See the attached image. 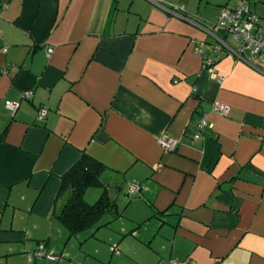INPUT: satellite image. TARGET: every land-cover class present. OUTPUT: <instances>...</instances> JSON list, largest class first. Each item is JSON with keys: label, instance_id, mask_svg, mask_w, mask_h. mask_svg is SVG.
I'll list each match as a JSON object with an SVG mask.
<instances>
[{"label": "crops", "instance_id": "0c3cea01", "mask_svg": "<svg viewBox=\"0 0 264 264\" xmlns=\"http://www.w3.org/2000/svg\"><path fill=\"white\" fill-rule=\"evenodd\" d=\"M239 4L0 0V264H264V67L214 53L221 9ZM248 8L264 26V0ZM83 154L104 166L116 212L70 236L58 192Z\"/></svg>", "mask_w": 264, "mask_h": 264}, {"label": "built area", "instance_id": "2783aa9c", "mask_svg": "<svg viewBox=\"0 0 264 264\" xmlns=\"http://www.w3.org/2000/svg\"><path fill=\"white\" fill-rule=\"evenodd\" d=\"M249 0H241V3L235 8L223 7L215 24L216 28L224 35V37L217 40L218 45L214 46V53L216 57H220L223 53L234 56L236 59L243 61L254 69L262 72L264 67V26L261 25L259 17L256 13L252 12L248 8ZM168 12L176 14L178 11H185L183 7H169ZM202 18L201 15L197 16ZM1 36V31H0ZM7 49H4L6 52ZM53 49L47 50L48 54L53 53ZM194 51L196 54L201 55L204 61V67L213 68L215 59L209 57L206 51V43L196 41ZM7 70H1L0 74H7ZM218 79H221L217 76ZM32 92H27L24 97L30 98ZM19 102L6 101L5 108L15 115L19 108ZM214 112L227 116L230 112L228 106L223 104H216L214 106ZM49 111L46 108H41L38 111V120L43 121L48 117ZM208 123L205 118H201L198 121V134L195 138L202 137V132L208 128ZM158 144L167 152H174L177 149L178 142L168 135H163L158 139ZM139 190L138 186H132L129 190L130 193H135ZM38 258H45L50 261L59 260L58 256L48 253L44 246H40L34 253ZM170 264H178L172 261Z\"/></svg>", "mask_w": 264, "mask_h": 264}, {"label": "trees", "instance_id": "16d2710c", "mask_svg": "<svg viewBox=\"0 0 264 264\" xmlns=\"http://www.w3.org/2000/svg\"><path fill=\"white\" fill-rule=\"evenodd\" d=\"M104 166L87 154L63 175L58 199L63 201L56 217L68 229L70 236H76L93 224L105 212L115 210V202L108 194L109 186L103 181ZM91 188H102L103 193L93 204L84 196Z\"/></svg>", "mask_w": 264, "mask_h": 264}, {"label": "rangeland", "instance_id": "374dc122", "mask_svg": "<svg viewBox=\"0 0 264 264\" xmlns=\"http://www.w3.org/2000/svg\"><path fill=\"white\" fill-rule=\"evenodd\" d=\"M240 3H241V0H240ZM170 7H183V8H185L184 6H180V5H174V4H170ZM221 13V12H220ZM199 14H197L196 16H198ZM220 16V15H219ZM218 19H219V17H218ZM218 19L216 20V22H215V24L218 22ZM196 41H200V42H203V41H201V40H195L194 42H193V45H194V47H195V42ZM102 193V190L101 189H99V188H91V189H89L88 190V197H91V201H93V202H91V203H94L95 201H96V197L98 196V194H101ZM123 194H127L126 192H122ZM121 196H124V195H121ZM99 197V196H98ZM107 214H105L103 217L104 218H106L107 216H106ZM106 216V217H105ZM102 217V218H103ZM105 230H108V229H105ZM103 231V229H100L99 230V234L100 235H102V232H111L110 230L109 231ZM112 233V232H111ZM87 245L88 246H99V248H102V245L100 244V242H98L97 240H95V239H92L91 241H89L88 243H87ZM115 246V245H114ZM111 247V252H113L114 254H118L119 252H118V250L117 249H115L117 246H115V247ZM120 248V247H119ZM100 250V249H99Z\"/></svg>", "mask_w": 264, "mask_h": 264}, {"label": "water", "instance_id": "95a60500", "mask_svg": "<svg viewBox=\"0 0 264 264\" xmlns=\"http://www.w3.org/2000/svg\"><path fill=\"white\" fill-rule=\"evenodd\" d=\"M112 188L115 191H123L124 190V187H122V186H113Z\"/></svg>", "mask_w": 264, "mask_h": 264}]
</instances>
